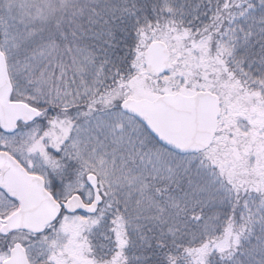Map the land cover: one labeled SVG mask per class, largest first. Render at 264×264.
<instances>
[{
  "label": "snow or ice",
  "instance_id": "snow-or-ice-1",
  "mask_svg": "<svg viewBox=\"0 0 264 264\" xmlns=\"http://www.w3.org/2000/svg\"><path fill=\"white\" fill-rule=\"evenodd\" d=\"M0 264H264V0H0Z\"/></svg>",
  "mask_w": 264,
  "mask_h": 264
}]
</instances>
